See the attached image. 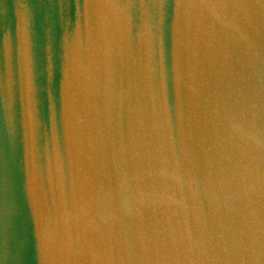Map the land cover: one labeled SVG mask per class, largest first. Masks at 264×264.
I'll list each match as a JSON object with an SVG mask.
<instances>
[{"label": "water", "instance_id": "water-1", "mask_svg": "<svg viewBox=\"0 0 264 264\" xmlns=\"http://www.w3.org/2000/svg\"><path fill=\"white\" fill-rule=\"evenodd\" d=\"M140 3L0 0V214L26 264H264V3Z\"/></svg>", "mask_w": 264, "mask_h": 264}, {"label": "snow or ice", "instance_id": "snow-or-ice-1", "mask_svg": "<svg viewBox=\"0 0 264 264\" xmlns=\"http://www.w3.org/2000/svg\"><path fill=\"white\" fill-rule=\"evenodd\" d=\"M264 3V0H261ZM23 11L19 15L18 29H23L27 34L31 17L27 12L26 5L23 3L20 6ZM134 5L130 3V9ZM139 7L145 9L147 18L152 23L163 26L165 17V0H151L150 3H144L141 0ZM148 9H152L154 15L148 13ZM28 47L30 49V69H31V80L32 93L35 97L37 105V122L35 124V130H40V120L44 121L46 126L48 112L45 109L43 116L40 115L39 105L41 103V97L43 96L44 87L42 80V57H41V42L37 38H33L28 41ZM49 47H52L51 40H49ZM51 67V65H50ZM161 72L163 73V61H161ZM51 75V73H49ZM49 89L52 88V84L48 85ZM0 129L3 130V135L0 137V161L3 166V180L7 183V161L8 155L14 146L15 134H16V117L13 104L9 102L8 98L5 97L0 100ZM13 213L11 210H5L0 214V261H4L5 264H26V257L28 254V248L26 242L16 235L12 229Z\"/></svg>", "mask_w": 264, "mask_h": 264}]
</instances>
